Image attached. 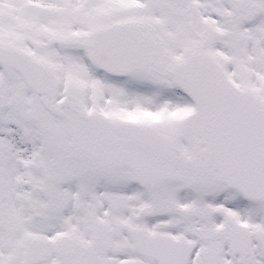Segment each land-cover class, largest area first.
Wrapping results in <instances>:
<instances>
[{"label":"snow or ice","instance_id":"snow-or-ice-1","mask_svg":"<svg viewBox=\"0 0 264 264\" xmlns=\"http://www.w3.org/2000/svg\"><path fill=\"white\" fill-rule=\"evenodd\" d=\"M0 264H264V0H0Z\"/></svg>","mask_w":264,"mask_h":264}]
</instances>
